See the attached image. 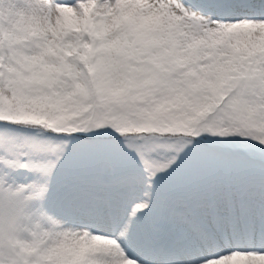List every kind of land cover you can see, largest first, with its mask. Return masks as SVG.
<instances>
[{"label":"snow or ice","instance_id":"obj_1","mask_svg":"<svg viewBox=\"0 0 264 264\" xmlns=\"http://www.w3.org/2000/svg\"><path fill=\"white\" fill-rule=\"evenodd\" d=\"M0 264H264V0H0Z\"/></svg>","mask_w":264,"mask_h":264}]
</instances>
